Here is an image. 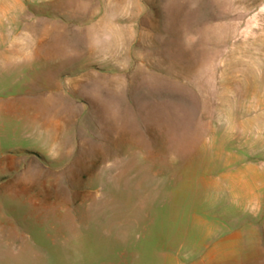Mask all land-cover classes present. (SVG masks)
<instances>
[{
  "label": "rangeland",
  "instance_id": "374dc122",
  "mask_svg": "<svg viewBox=\"0 0 264 264\" xmlns=\"http://www.w3.org/2000/svg\"><path fill=\"white\" fill-rule=\"evenodd\" d=\"M23 5L0 17V264H181L225 161L264 174V0ZM42 25L74 46L37 48Z\"/></svg>",
  "mask_w": 264,
  "mask_h": 264
},
{
  "label": "crops",
  "instance_id": "0c3cea01",
  "mask_svg": "<svg viewBox=\"0 0 264 264\" xmlns=\"http://www.w3.org/2000/svg\"><path fill=\"white\" fill-rule=\"evenodd\" d=\"M62 9H66L65 14L68 17L70 8L67 4L60 7L58 5L36 6L35 11L41 19H47L46 17L58 19ZM24 11L23 0H0L1 18L15 20ZM65 28L66 26L58 29L53 25H42L40 28L42 36L34 45L46 51L74 46L73 41L66 42L65 45L60 43V36L64 41L68 39V30ZM11 30L9 24L6 28L0 26V34L9 33ZM84 30L77 33L83 37L88 32ZM71 35L74 39L75 30L71 32ZM128 45L131 49L129 42ZM13 46L25 47L27 44L19 42ZM125 58L128 59V57ZM121 68L122 66L117 67L116 65H109L107 68L96 65L88 66L90 74L102 75L111 79L120 77ZM53 78L50 76V79ZM57 78L58 75L55 80ZM215 95L218 107L214 110L218 114L246 110L245 107L226 109L227 107H223L220 101L223 103V99L230 95L224 92H218ZM231 161H225L228 164L227 170H224L218 177L221 185L203 192V194L212 196L215 202L197 210L198 216L192 223L196 235L192 237L191 243L181 244L183 252L181 264H264V185L260 181L264 174L261 171L250 172L243 165L236 167L231 164ZM251 178H255L258 183L254 186L246 185L247 180ZM179 231L182 235L191 238L187 228H181Z\"/></svg>",
  "mask_w": 264,
  "mask_h": 264
}]
</instances>
